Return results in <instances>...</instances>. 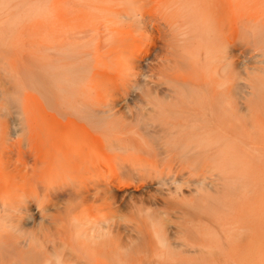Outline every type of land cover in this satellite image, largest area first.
Segmentation results:
<instances>
[{
	"label": "bare ground",
	"instance_id": "1",
	"mask_svg": "<svg viewBox=\"0 0 264 264\" xmlns=\"http://www.w3.org/2000/svg\"><path fill=\"white\" fill-rule=\"evenodd\" d=\"M51 1V15L32 33L35 49H22L18 61L0 67L10 77L3 76L12 86L2 78L7 89L0 87L12 90L6 93L17 119L0 112V151L17 179L37 160L107 171L125 147L111 129L150 135L170 126L187 138L182 168L174 165L167 179L145 184L101 181V196L119 213L130 202L141 206L152 217L151 239L183 248L204 264L224 250L239 264L258 260L264 247V100L234 79L241 49L233 37L241 28L264 26L261 0H215L199 22L185 0ZM206 24L227 34L211 53L197 39ZM26 58L32 63L25 65ZM21 61L25 76L38 70L50 87L25 93L17 104ZM84 83L102 90L103 107L66 102L68 92ZM19 211L40 219L33 201ZM105 226L124 243L126 229L118 220Z\"/></svg>",
	"mask_w": 264,
	"mask_h": 264
},
{
	"label": "clouds",
	"instance_id": "2",
	"mask_svg": "<svg viewBox=\"0 0 264 264\" xmlns=\"http://www.w3.org/2000/svg\"><path fill=\"white\" fill-rule=\"evenodd\" d=\"M214 3L185 0L184 6L199 22L211 14ZM26 6V0H10L12 12ZM226 38V33L211 24L204 25L197 37L206 53L217 51ZM233 39L241 49L237 58L241 67L233 74L234 79L250 84L264 100V26L252 31L241 28ZM49 87L40 71H34L19 82L15 102L22 103L24 94L33 89L43 93ZM101 91L84 83L73 87L65 99L69 104L86 101L95 105L101 103ZM11 106L6 90L0 87V112L6 113ZM107 111L105 108L104 114ZM111 132L125 147L115 154L107 171L72 166L59 159L37 160L27 166L23 180H18L0 151V264H204L183 248L161 246L151 239L149 213L134 202L129 203L126 212L119 213L107 197L101 196L105 189L97 187L101 181L105 186L113 180L124 186L167 179L174 165L182 168L187 138L170 126H162L150 135L135 129L114 128ZM28 201L36 203L38 221L33 219L34 214L20 213ZM21 220L25 221L23 226ZM113 220L126 229L120 234L123 244L105 226ZM175 226L181 227L178 221ZM186 235L181 232L178 238L183 240Z\"/></svg>",
	"mask_w": 264,
	"mask_h": 264
},
{
	"label": "rangeland",
	"instance_id": "3",
	"mask_svg": "<svg viewBox=\"0 0 264 264\" xmlns=\"http://www.w3.org/2000/svg\"><path fill=\"white\" fill-rule=\"evenodd\" d=\"M249 1H253V0H249ZM51 4H52L51 0H39V1L38 0H36V1L35 0H26V5H27L26 7L22 8L21 10H18L16 12H12L10 10V0H3V3L0 4V19L4 20V23L2 25L0 24L1 25L0 26V32H1V34H0V67H1L2 64H4V65L5 64H9L10 62L17 60V58H18V56H19V54H20L22 49L23 50H25V49H35L34 39H33L34 36H32L33 35L32 33H33V31L35 33L34 28L36 27V24H37L38 20L41 21V22H44V21L46 22L48 20L47 17H49L51 15V13H49L50 12L49 9L51 7ZM48 7H49V9H48ZM34 8H36V9H34ZM45 18H47V19H45ZM4 25H6V27ZM30 34H31L32 37L29 36ZM23 36L24 37L27 36L26 40L28 38H29V40L32 39L30 41V44H28L25 47H24V44H25L24 42L26 40L23 39L24 38ZM21 42L24 43V44H22ZM26 59H24V60H26V61L30 60L28 58H26ZM24 60H23V62H25ZM30 63H32L31 60H30V62H27V64H25V65H29ZM33 63H35V62H33ZM20 64H22V61H21V63L19 62V66H20L19 67V69H20L19 71L21 73L20 77H22V79H23L25 74H27V72L25 71V69H27V67L25 65H22L23 66V68H22ZM21 69L23 70V72L24 71L26 72V73L24 72V74H23L24 76H22L23 72L21 71ZM27 71H28V69H27ZM0 73H2V77L0 76L1 77L0 80L5 77L6 79H8L10 81V77L9 76L6 77L5 73L3 74L2 71H0ZM5 78L3 80H4L5 83L7 82V84L5 85L2 80L0 81V84L2 86L5 85L7 87V85H8V87H11L12 84L10 83V85H9L8 80L6 81ZM6 87H5V89H7ZM9 90L12 91L10 88H9ZM10 91L6 90V92H8V93H11ZM10 109H12V107L9 108L8 110H10ZM11 111H12V113H11ZM6 114H7V117L9 115V117L12 118V119H13V116H15L14 117L15 121H17L16 115H14L15 114L14 110H10V111L6 112ZM10 118H8V119H10ZM12 119H11V122H12ZM15 121H13V122L15 123ZM12 123H11V129L14 128V126H13L14 123H13V125H12ZM262 152H264V146H261V152H259V159H264V153H262ZM251 154L254 157V153L252 152V150H251ZM259 161H260L259 163L261 165H263L264 160L263 161L259 160ZM262 195L264 197V185L262 187ZM262 228H263V234H264V223H263ZM262 251H263V253L260 254V256H259L260 258H258V260H255V259L252 260L251 259L253 262L251 260H248L247 262H245V264H248L250 261L251 262L249 264H258V262L260 264H261V262H262V264H264V262H263L264 261L263 260L264 259V257H263V255H264V247H263ZM218 255H221V256H218ZM215 256L217 258V259H215L216 261L214 260ZM212 257H211L212 261H210V263L212 262L211 264H217V263L218 264H229L230 262H231L230 264H233V263L234 264H239V261L235 262L237 260L234 257L230 256L225 250L222 251V253H219V254L217 253L216 255H214ZM218 258H220V259L222 258L221 259L222 261L219 260ZM213 261H214V263H213Z\"/></svg>",
	"mask_w": 264,
	"mask_h": 264
}]
</instances>
